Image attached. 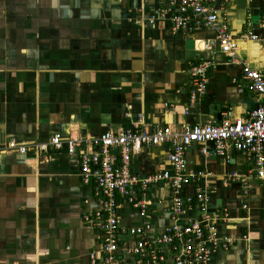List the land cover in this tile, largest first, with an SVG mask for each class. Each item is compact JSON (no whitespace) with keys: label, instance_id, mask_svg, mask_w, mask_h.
Listing matches in <instances>:
<instances>
[{"label":"crops","instance_id":"1","mask_svg":"<svg viewBox=\"0 0 264 264\" xmlns=\"http://www.w3.org/2000/svg\"><path fill=\"white\" fill-rule=\"evenodd\" d=\"M1 1L0 264H89L87 253L99 242L81 221L97 200L79 180L77 157L64 149L30 150L35 144L54 134L125 129L138 117L141 128L219 122L225 113L247 119L262 101L244 86L241 66L264 77V0H217L218 22L231 35L260 38L239 40L232 58L210 44L208 28L175 31L167 19L147 24L164 7L159 0ZM201 62L211 63L206 92L191 105L189 68ZM9 142L29 150L8 152ZM166 155L165 147L144 148L132 170L168 169ZM184 159L187 173L206 174L210 209L229 210L232 219L217 225L219 233L238 238L211 264H264V184L252 180L243 196L239 183L221 182L226 172L250 168L244 155L232 151L225 162L192 145ZM165 188L157 185L151 200ZM132 214L122 208L120 222L139 225ZM166 216L153 207L148 221L160 226Z\"/></svg>","mask_w":264,"mask_h":264},{"label":"built area","instance_id":"2","mask_svg":"<svg viewBox=\"0 0 264 264\" xmlns=\"http://www.w3.org/2000/svg\"><path fill=\"white\" fill-rule=\"evenodd\" d=\"M159 1L164 7L154 10L146 19L147 24L167 19L175 31L208 28L214 33L210 44L216 43L220 52L231 58L239 40H260L250 31L231 35L218 22L217 0ZM210 65L201 62L189 68L192 88L187 95L191 105L205 95ZM241 80L262 99L247 119H233L225 113L219 122L141 128L138 117L125 129L67 138L54 134L30 149L37 152L64 149L68 155L77 157L79 180L97 200L94 209L81 215V221L95 231L99 240L97 247L87 253L89 264H211L215 254L227 251L238 239L219 233L217 225L232 219L229 210L210 209L211 190L204 182L206 174L187 173L184 158L186 149L192 145L198 146L203 156L221 157L225 162L232 151L240 152L250 168L243 173H224L222 184L239 183L243 196L248 194L252 180L264 184V77L243 64ZM158 146L166 148L169 168L147 175L135 173L132 159L144 148ZM6 147L8 152L20 154L29 150L15 142ZM159 184L166 187L165 195L152 201L150 196ZM153 207H160L167 215V224L156 226L148 221ZM241 207L247 210L246 203ZM122 208L130 209L141 223H121ZM239 239L247 240L248 236L241 235Z\"/></svg>","mask_w":264,"mask_h":264},{"label":"rangeland","instance_id":"3","mask_svg":"<svg viewBox=\"0 0 264 264\" xmlns=\"http://www.w3.org/2000/svg\"><path fill=\"white\" fill-rule=\"evenodd\" d=\"M1 1V0H0ZM2 2V1H1ZM5 260V259H4ZM3 263H4V261H3Z\"/></svg>","mask_w":264,"mask_h":264}]
</instances>
